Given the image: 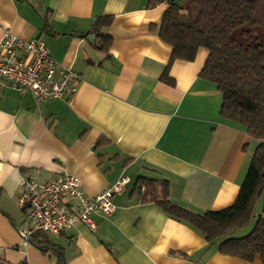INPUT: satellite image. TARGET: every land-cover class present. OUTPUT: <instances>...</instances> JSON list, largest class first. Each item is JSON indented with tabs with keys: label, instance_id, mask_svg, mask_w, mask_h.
Wrapping results in <instances>:
<instances>
[{
	"label": "crops",
	"instance_id": "obj_1",
	"mask_svg": "<svg viewBox=\"0 0 264 264\" xmlns=\"http://www.w3.org/2000/svg\"><path fill=\"white\" fill-rule=\"evenodd\" d=\"M149 1L0 0V43L6 30L39 39L82 76L73 97L48 101L0 79V264H57L23 243L19 194L23 178L45 183L59 175L78 178L89 197L130 179L111 215L92 216L95 231L78 223L49 236L63 247L65 264H262L260 256L248 262L223 255L218 243L144 201L136 187L140 177L165 180L170 201L184 209H226L258 146L221 117V93L199 77L206 49L172 63L174 85L163 80L172 48L157 29L168 4L150 8ZM103 16L113 18L102 30L112 39L106 50L93 30Z\"/></svg>",
	"mask_w": 264,
	"mask_h": 264
},
{
	"label": "trees",
	"instance_id": "obj_2",
	"mask_svg": "<svg viewBox=\"0 0 264 264\" xmlns=\"http://www.w3.org/2000/svg\"><path fill=\"white\" fill-rule=\"evenodd\" d=\"M150 0L149 7L167 3L158 27V36L172 48L163 80L174 85L168 70L175 60L191 62L198 50L208 51L199 75L213 83L223 97L221 117L241 126L258 142L247 175L234 204L220 211L195 213L169 199L165 180L140 177L136 187L143 189V200L158 205L163 212L191 225L209 243H218L223 255L248 262L261 257L264 264V0ZM113 18L99 17L94 25L97 47L106 50L111 36L103 33ZM262 203L261 213L257 207ZM254 224L243 236L235 232ZM40 250L65 264L64 249L42 231L30 237Z\"/></svg>",
	"mask_w": 264,
	"mask_h": 264
},
{
	"label": "built area",
	"instance_id": "obj_3",
	"mask_svg": "<svg viewBox=\"0 0 264 264\" xmlns=\"http://www.w3.org/2000/svg\"><path fill=\"white\" fill-rule=\"evenodd\" d=\"M0 79L37 101H48L73 97L82 76L58 63L41 40H25L6 30L0 43ZM129 182L128 177H121L89 197L81 181L70 175H59L45 183L23 178L19 194L25 214L19 226L23 243L30 244L36 231L59 236L78 223L95 231L92 216L111 215L115 211L114 196L122 194Z\"/></svg>",
	"mask_w": 264,
	"mask_h": 264
},
{
	"label": "water",
	"instance_id": "obj_4",
	"mask_svg": "<svg viewBox=\"0 0 264 264\" xmlns=\"http://www.w3.org/2000/svg\"><path fill=\"white\" fill-rule=\"evenodd\" d=\"M184 0H174L173 1V5H179L181 2H183ZM90 38H92V39H95L96 37H95V35H92ZM30 242V244H31V241H29ZM39 250L41 249V248H44V249H50V250H55L54 248H51V247H49V246H43V247H37Z\"/></svg>",
	"mask_w": 264,
	"mask_h": 264
},
{
	"label": "rangeland",
	"instance_id": "obj_5",
	"mask_svg": "<svg viewBox=\"0 0 264 264\" xmlns=\"http://www.w3.org/2000/svg\"><path fill=\"white\" fill-rule=\"evenodd\" d=\"M258 207H259V206H258ZM258 207H257V209H258ZM262 207H263V206H262V204H261V206L259 207V209H260V210H262ZM260 210H257V211H258V213H261V211H260ZM236 234H237V233H236Z\"/></svg>",
	"mask_w": 264,
	"mask_h": 264
}]
</instances>
